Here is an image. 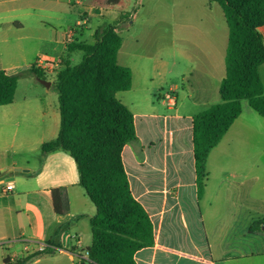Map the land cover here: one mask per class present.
<instances>
[{"label":"crops","instance_id":"crops-1","mask_svg":"<svg viewBox=\"0 0 264 264\" xmlns=\"http://www.w3.org/2000/svg\"><path fill=\"white\" fill-rule=\"evenodd\" d=\"M214 4L202 0L197 26L189 27L188 41L205 39L210 51L183 55V94L169 79L161 94L159 77L171 74L167 62L152 56L133 67L118 54V63L132 72L125 105L136 128L122 160L132 195L154 230L153 244L135 254V264H264V232L251 231L264 218V118L248 102L242 101V114L210 152L205 191L198 195L193 119L222 102L226 76L229 28L223 10V20L213 14ZM125 7L122 0H0V55H33L0 64L8 75H20L13 103L0 107V264L35 255L32 264L87 260L96 207L70 154L42 150L57 139L61 116L57 89L52 92L57 72L38 61L65 59L77 66L85 52L69 46L93 44L106 25L131 24L130 12L118 10ZM259 31L264 39V26ZM34 65L50 86L30 73ZM22 82L27 93L20 92ZM10 182L14 189L6 193Z\"/></svg>","mask_w":264,"mask_h":264},{"label":"trees","instance_id":"trees-1","mask_svg":"<svg viewBox=\"0 0 264 264\" xmlns=\"http://www.w3.org/2000/svg\"><path fill=\"white\" fill-rule=\"evenodd\" d=\"M222 8L229 28L226 76L220 86L222 102L193 119V143L198 195L205 191L207 160L247 101L264 118V0H210ZM119 23L95 32L94 43H75L70 51L85 52L80 64L56 75L61 125L57 139L43 145V152L64 150L76 162L80 185L96 207L90 220L92 244L84 264H135V254L153 244V225L134 198L122 153L136 139L134 115L118 98L132 88V72L118 63L123 40ZM30 73L45 80L34 65ZM20 75L0 70V107L13 103ZM258 227L264 232V218ZM43 255L40 253V256ZM37 255L4 264H27Z\"/></svg>","mask_w":264,"mask_h":264},{"label":"rangeland","instance_id":"rangeland-1","mask_svg":"<svg viewBox=\"0 0 264 264\" xmlns=\"http://www.w3.org/2000/svg\"><path fill=\"white\" fill-rule=\"evenodd\" d=\"M122 3L126 9L118 10L130 12L131 24L125 23L118 29L123 40L120 62L135 67L142 65L145 58L152 56L167 62L171 74L166 79L163 74L159 77L164 80V93L161 94H166L170 86L167 79L178 84L179 94H183L182 91L187 85L186 77L183 78L186 76V58L183 55H207L210 51V43L205 39L202 38L204 41L201 39L198 44H194L188 41L187 36L189 27L195 30L193 26H197L202 0H122ZM213 14L219 15L223 20V12L218 4H214ZM86 40L93 42L89 38ZM20 57L22 62L23 57L29 60L33 55H0V64L17 63L16 60ZM261 74L264 79V68L261 69ZM27 84H20L21 93H27ZM53 91H56L55 86ZM129 95L127 92H121L118 98L125 104ZM213 163H216V160H213Z\"/></svg>","mask_w":264,"mask_h":264},{"label":"built area","instance_id":"built-area-1","mask_svg":"<svg viewBox=\"0 0 264 264\" xmlns=\"http://www.w3.org/2000/svg\"><path fill=\"white\" fill-rule=\"evenodd\" d=\"M39 66L43 67L45 70H49V71H53V72H60L62 71L64 68H66V63L67 61L65 59H61L55 62H51V61H46V60H39L38 61ZM14 189V185L12 182L8 183L5 187V192L9 193L11 191H13ZM45 250V248H41V252H43Z\"/></svg>","mask_w":264,"mask_h":264},{"label":"water","instance_id":"water-1","mask_svg":"<svg viewBox=\"0 0 264 264\" xmlns=\"http://www.w3.org/2000/svg\"><path fill=\"white\" fill-rule=\"evenodd\" d=\"M38 81H39L42 85H45L46 87L50 86V83L47 82L46 80L38 79Z\"/></svg>","mask_w":264,"mask_h":264}]
</instances>
